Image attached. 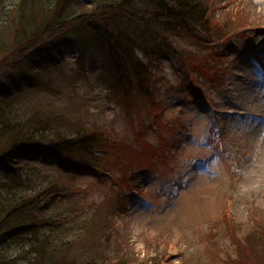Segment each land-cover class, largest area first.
Segmentation results:
<instances>
[{
  "label": "trees",
  "instance_id": "obj_1",
  "mask_svg": "<svg viewBox=\"0 0 264 264\" xmlns=\"http://www.w3.org/2000/svg\"><path fill=\"white\" fill-rule=\"evenodd\" d=\"M215 15L213 0H16L10 12L0 13V35L9 41L0 46V264L130 262L111 260L112 232L91 211L80 214L65 202L73 194L68 181L105 178L109 166L102 161L119 145L73 91L99 86L107 96L126 98L127 114L140 123L137 135L149 126L160 135L154 156L164 161L167 151L174 153V138L159 129L163 107L146 113L149 100L160 99L159 70L169 61L183 74L212 82L223 58L207 46L226 26H244L242 17ZM260 223L236 228L244 230L240 264L259 260ZM82 231L94 237L93 249L75 246L73 256Z\"/></svg>",
  "mask_w": 264,
  "mask_h": 264
},
{
  "label": "rangeland",
  "instance_id": "obj_2",
  "mask_svg": "<svg viewBox=\"0 0 264 264\" xmlns=\"http://www.w3.org/2000/svg\"><path fill=\"white\" fill-rule=\"evenodd\" d=\"M15 1L2 0L0 13L10 12ZM213 3L215 16L242 17L244 26H226L222 38L207 46L206 52L219 51L223 58L212 82L183 74L169 61L160 68V99L149 100L146 113L163 107L159 129L174 138V153L167 151L164 161L162 154L154 156L160 135L150 126L137 135L140 123L127 114L126 98L107 96L99 86L73 91L89 117L94 113L119 141L102 161L109 166L105 178L68 181L67 193L70 188L73 194L65 200L80 214L91 211L112 232L113 261L125 256L128 264H240L244 230L237 229L262 219L255 259L264 264V0ZM8 42L0 35L2 49ZM89 232L77 235L70 254L81 246L93 249Z\"/></svg>",
  "mask_w": 264,
  "mask_h": 264
}]
</instances>
